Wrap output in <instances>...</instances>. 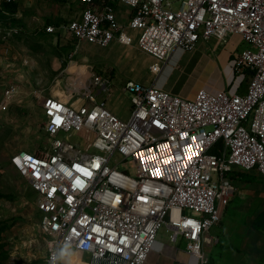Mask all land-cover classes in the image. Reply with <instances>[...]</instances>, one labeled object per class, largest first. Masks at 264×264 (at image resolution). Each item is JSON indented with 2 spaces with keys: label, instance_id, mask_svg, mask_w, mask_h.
Masks as SVG:
<instances>
[{
  "label": "built area",
  "instance_id": "built-area-1",
  "mask_svg": "<svg viewBox=\"0 0 264 264\" xmlns=\"http://www.w3.org/2000/svg\"><path fill=\"white\" fill-rule=\"evenodd\" d=\"M19 1L0 0V12ZM75 1L81 18L67 27L75 40L103 49L135 44L155 60V75L200 41L219 47L238 38L249 48L233 55L234 92L203 88L187 99L128 81L127 121L98 99L113 93L99 76L64 98L42 99L47 146L15 153L11 165L37 194L46 264H70L64 251L87 264H146L163 251V229L172 244L186 242L196 264H207L208 235L238 192L233 176L264 178V0ZM116 2L132 9L127 24L118 21ZM19 94L7 89L0 109Z\"/></svg>",
  "mask_w": 264,
  "mask_h": 264
},
{
  "label": "rangeland",
  "instance_id": "rangeland-1",
  "mask_svg": "<svg viewBox=\"0 0 264 264\" xmlns=\"http://www.w3.org/2000/svg\"><path fill=\"white\" fill-rule=\"evenodd\" d=\"M50 7L52 10L49 13L51 16L49 19L58 18L57 20L60 21L58 25L64 26V29H67V25L72 21L78 19L74 0H62L61 3L53 1ZM26 18L31 19L32 17L30 14H25L21 19H17V17L12 20L5 19L3 23L6 27L0 25V44L6 43V40L13 41V37H15L14 35H7L8 37L5 39L3 33L6 32V28L16 27L23 28L25 31H32L33 28L27 21L25 24ZM49 25H51L49 21L45 22L44 28ZM25 41L26 45L34 43L31 39ZM66 45L72 49L75 44L69 40ZM217 47L215 41L209 43L200 41L197 52L193 53L194 58L185 56L192 55L190 53L177 50L174 56L179 57L180 54H183V57L180 58L176 68L175 66L168 68L167 65H162V71L158 75L151 71V66L155 64V60L143 53L135 44L117 48V54L126 58V63L124 60L116 64L108 61L110 49H96L92 52L100 59H105L107 63L102 65H96L90 61L85 63L90 64L94 68V72L96 71L104 78L115 79L114 76L117 75L113 84L114 94L106 101V104L107 107L108 103L116 107L120 114L125 115V118L117 116L123 121H127L131 115V97L123 92V88L128 81L146 84L149 78H160L164 74L170 76V83L175 86H181L187 78H192L194 82L200 83L202 80H206L210 74L209 67L207 68L202 64L197 66L195 60L201 56H208L213 63L226 60V68L222 67V69L223 75L226 76L224 73H228L230 76V87L225 89L229 91L231 87H237L240 80L233 72L232 61L234 57L232 55L227 56L222 51L223 46ZM247 48L249 45L240 43L235 53L240 54ZM64 53L61 60L69 56V52ZM65 68L66 65L62 64L58 72H53L54 77H57ZM189 84L191 83L189 82ZM11 86H16L19 90L21 88L16 84L0 83V107L3 104L6 90ZM43 87L45 86H26L24 93L29 94L30 97L25 95L22 103L15 101V99V103L6 112L0 109V264H46L47 245L39 227L41 215L36 209L37 194L27 180L22 178L11 165V158L15 153L19 151L35 152L47 146L43 128L42 99L52 97L56 92H61L63 86L52 84L46 86V92L42 93ZM243 88H246L244 82L240 89ZM209 90L221 91L223 89L221 84L215 83ZM237 175L235 179L238 184V192L228 208L226 216L228 224L236 227L241 223H249L250 225L253 224L254 227L262 226L264 231V178L256 171L239 172ZM240 175L242 176L239 177ZM63 253L66 261L70 264L80 263V255L67 251Z\"/></svg>",
  "mask_w": 264,
  "mask_h": 264
},
{
  "label": "crops",
  "instance_id": "crops-1",
  "mask_svg": "<svg viewBox=\"0 0 264 264\" xmlns=\"http://www.w3.org/2000/svg\"><path fill=\"white\" fill-rule=\"evenodd\" d=\"M53 1L61 3L62 0H20L16 6L15 13L8 12L4 14L0 12V25L3 27H6L3 23L5 19L12 20L14 17L21 19L25 14H30V17H32L31 19L26 18L25 20V24L27 21V23L32 26V31H25L23 28L10 26L12 29H15L16 32L11 34V28H6V36L5 33H3V37L6 39L8 36L14 35L13 41L6 40V43L0 44V83L21 86L20 94L16 97L15 101L22 103L25 95L30 97L29 94L24 93L25 87L28 85L45 86L41 90L43 91L42 93L46 92V86L52 84L63 86L62 91L59 92L60 95L58 96V92H56L52 97L64 98L78 85H86L93 75L102 77L100 74L96 73V71L94 72V68L91 67L90 64H86L85 62L90 61L96 65L107 63L105 59H100L92 53L96 49L103 48L86 43H79L69 34L67 29H64V26L58 25L60 22L57 20L58 18H54V20H51L52 18L49 19L51 17L49 13L52 10L50 5ZM74 2L78 14V19L76 20H79L81 18L82 9L75 0ZM115 6L118 21L122 24H127L131 18L132 9L119 2H116ZM48 21L51 25L44 28L45 22ZM50 26L55 28V32L52 34L46 31ZM26 39H31L34 43L26 45ZM69 40L75 44L72 49H69L66 45V42ZM240 43L238 38H233L223 46L222 51H224L227 56H233ZM120 47L123 46L115 42L108 48L111 50L108 55V61L116 64L124 60L126 63V58L117 54V48ZM64 52H69V56L61 60V56L65 54ZM194 54L185 56L194 58ZM174 55L167 64L168 68H173L174 66L176 68L180 58L183 57V54H180L181 56L179 57H175ZM195 62L197 66L202 64L210 68L208 78L202 80L200 83L194 82L192 78H187L181 86H175L170 83V76L163 74L160 78H149L146 84H156L165 91L187 99H194L199 90L203 88L210 89L215 83L221 84L223 90L229 89L230 76L228 73H224L226 76L223 75L222 69V67L226 68V60L213 63L208 56H201L199 59H196ZM62 64H65L66 68L57 77H54L53 72H58ZM114 77L116 79L117 75ZM102 78L110 80L113 86L115 82L114 78ZM189 82L191 84H189ZM236 88L237 87H231L229 91L234 92ZM245 91L246 88L240 89V93ZM113 94L114 88L111 96L102 94L99 95L98 99L100 101H108ZM108 108L116 115L125 118V115L120 114L113 105L108 103ZM25 109L26 108H24V110ZM229 206L224 210L221 224L214 227L208 235L209 239L212 241L211 244H206L204 246V253L208 257V263L264 264V231L262 230V226L254 227L253 224L241 223L233 227V225L228 224L226 216ZM158 239L162 246H164L163 251L159 249L160 247L157 248L150 255L146 264H196V259L186 252V242L184 240H180L177 245L172 244L165 229L160 231ZM32 243H34L33 240ZM79 257L81 259L80 263L74 264H87L88 260L86 256L80 255Z\"/></svg>",
  "mask_w": 264,
  "mask_h": 264
},
{
  "label": "trees",
  "instance_id": "trees-1",
  "mask_svg": "<svg viewBox=\"0 0 264 264\" xmlns=\"http://www.w3.org/2000/svg\"><path fill=\"white\" fill-rule=\"evenodd\" d=\"M16 6H17V4L13 5V6L5 7V10H7L8 12H11V13H15L16 12ZM241 176L242 175H240L239 177H241ZM233 178H235V176H233Z\"/></svg>",
  "mask_w": 264,
  "mask_h": 264
},
{
  "label": "snow or ice",
  "instance_id": "snow-or-ice-1",
  "mask_svg": "<svg viewBox=\"0 0 264 264\" xmlns=\"http://www.w3.org/2000/svg\"><path fill=\"white\" fill-rule=\"evenodd\" d=\"M81 171H84V170L81 169ZM85 174H88V173H85ZM77 182L79 183V181H77Z\"/></svg>",
  "mask_w": 264,
  "mask_h": 264
},
{
  "label": "bare ground",
  "instance_id": "bare-ground-1",
  "mask_svg": "<svg viewBox=\"0 0 264 264\" xmlns=\"http://www.w3.org/2000/svg\"><path fill=\"white\" fill-rule=\"evenodd\" d=\"M59 93V92H58ZM60 94V93H59Z\"/></svg>",
  "mask_w": 264,
  "mask_h": 264
}]
</instances>
